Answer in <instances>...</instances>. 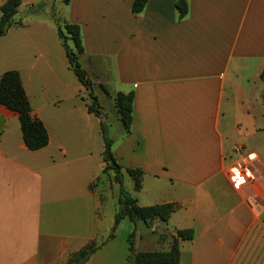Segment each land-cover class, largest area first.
Masks as SVG:
<instances>
[{
    "label": "crops",
    "instance_id": "crops-1",
    "mask_svg": "<svg viewBox=\"0 0 264 264\" xmlns=\"http://www.w3.org/2000/svg\"><path fill=\"white\" fill-rule=\"evenodd\" d=\"M186 1L180 18L178 0H148L140 14L134 0H69L85 55L114 64L112 95L134 93L131 131L112 138L123 175L143 171L131 195L175 205L151 228L157 239L137 222L134 246L166 252L192 230L178 264H264V0ZM10 49L0 79L20 73L50 142L29 150L18 115L0 104V264H82L72 259L90 243L99 248L83 264H126L135 226L124 219L109 238L120 191L104 174V120L80 93L49 91L48 78L64 74L51 46ZM247 154L256 161L237 182L231 171Z\"/></svg>",
    "mask_w": 264,
    "mask_h": 264
},
{
    "label": "trees",
    "instance_id": "trees-1",
    "mask_svg": "<svg viewBox=\"0 0 264 264\" xmlns=\"http://www.w3.org/2000/svg\"><path fill=\"white\" fill-rule=\"evenodd\" d=\"M148 0H134L132 5V13L140 14L143 12ZM22 0H6L0 7V39L7 35L8 31L15 26L22 24L15 20ZM176 8L180 18H184L188 14V3L186 0H178ZM58 35L62 46L66 52L69 68L78 78L82 86H84L90 94L92 103H86L88 111L94 113L101 118L102 107L98 98L94 95L91 82L85 69L80 65V57L84 56L85 48L82 38V31L79 25L65 23L58 26ZM72 41L74 48L68 44ZM264 102V94L262 95ZM134 93L118 92L114 95L115 108L119 120L122 122L124 132L129 134L132 125ZM0 104L15 112L21 124L23 140L26 147L31 151H38L48 146L50 142L49 133L42 120L32 114L30 101L27 97L25 88L22 83L20 73L16 70H9L3 73L0 79ZM101 131L104 139L103 160L106 163L104 174L107 177V171H112L115 175V182L119 186L118 209L115 215V223L113 231L109 238H112L114 232L124 219H128L134 224V230L129 235V257L126 264H178L180 261L181 242L191 241L194 238L192 230H179L172 241L169 251H151L137 252L134 246L136 238V224L143 222L148 228H153L155 221L167 223L175 211L174 204H160L149 207H142L138 204V200L127 191L124 184L123 168L116 160L113 153V140L110 138L105 123H101ZM127 174L134 183V190L139 191L142 188L143 171L141 169H128ZM108 178V177H107ZM164 237L160 236L159 241H163ZM99 247L95 243H90L78 254L72 261L76 263L87 262L92 254Z\"/></svg>",
    "mask_w": 264,
    "mask_h": 264
},
{
    "label": "rangeland",
    "instance_id": "rangeland-1",
    "mask_svg": "<svg viewBox=\"0 0 264 264\" xmlns=\"http://www.w3.org/2000/svg\"><path fill=\"white\" fill-rule=\"evenodd\" d=\"M4 1L0 0V7ZM70 18L71 9L69 7V0H22V5L15 16V20L25 27H15L11 30L10 35H6L0 39V59L8 62L12 53L10 46L12 47L15 44L32 46L49 45L51 46V54H57V57H59L57 60L58 70L63 68L64 72V74L59 73L58 77L50 76L48 78L49 91L52 94L56 92L62 93L66 97L80 93L87 103L91 104L92 99L89 91L81 85L78 78L68 67V58L58 35V26L69 23ZM68 44L71 48H74L72 41H69ZM60 57L63 61H61ZM80 65L86 70L88 79L91 82L92 91L102 107L101 118L109 129V136L111 139H115L119 135L123 125L117 119V110L114 104V96L112 95V92L118 88L114 64L110 60L93 59L85 55L80 57ZM76 88L79 90L76 91ZM102 141L100 137L99 148H101ZM107 177L111 183H114L118 187L112 171H107ZM124 184L128 192L132 195L135 194L133 191V181L127 174L124 175ZM112 208L113 204L111 202L105 204V212L108 213ZM139 234L150 239H157L159 236V233L152 232L142 222L139 224ZM145 246L142 244L138 249L143 250Z\"/></svg>",
    "mask_w": 264,
    "mask_h": 264
},
{
    "label": "built area",
    "instance_id": "built-area-1",
    "mask_svg": "<svg viewBox=\"0 0 264 264\" xmlns=\"http://www.w3.org/2000/svg\"><path fill=\"white\" fill-rule=\"evenodd\" d=\"M256 161V157L252 154L243 156L235 168L231 171L234 180L237 182H243L246 178L250 177L251 165Z\"/></svg>",
    "mask_w": 264,
    "mask_h": 264
}]
</instances>
